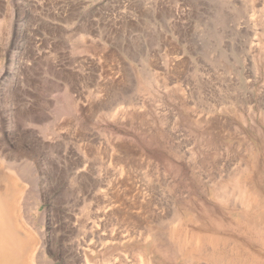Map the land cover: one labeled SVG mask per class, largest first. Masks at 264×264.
Instances as JSON below:
<instances>
[{
	"label": "rangeland",
	"instance_id": "rangeland-1",
	"mask_svg": "<svg viewBox=\"0 0 264 264\" xmlns=\"http://www.w3.org/2000/svg\"><path fill=\"white\" fill-rule=\"evenodd\" d=\"M0 139L24 264L264 260V0H0Z\"/></svg>",
	"mask_w": 264,
	"mask_h": 264
},
{
	"label": "bare ground",
	"instance_id": "bare-ground-1",
	"mask_svg": "<svg viewBox=\"0 0 264 264\" xmlns=\"http://www.w3.org/2000/svg\"><path fill=\"white\" fill-rule=\"evenodd\" d=\"M0 141H1V139H0ZM3 153H5V151ZM1 159H4V155H1ZM19 160L20 159L18 158V161ZM9 161L10 160H8V162ZM14 161H12V162H14ZM16 162H14L13 164H15ZM19 163L18 164L16 163L17 166L12 164V166L21 167L20 169H18V168H15L16 170L14 169L17 172L16 177L19 180H21L22 182H26L27 179L30 180L31 178L26 179V175H27L28 171L25 170L26 168H22V166L24 165L23 163H22L23 165L20 163L21 166L19 165ZM9 164H11V163L9 162ZM9 164L7 166H9ZM23 167H25V166H23ZM10 169H12V168H10ZM28 175H30V174L28 173ZM28 180H27V182L29 183L30 181H28ZM29 184L31 185L32 182H30ZM238 188H239V186H238ZM13 192L11 193L8 200L3 199L2 196L0 195V264H24V261L26 259L25 254H27V251H28V248L26 249L28 242L25 240V238L23 236L22 237L24 239H22L20 241V239H21L20 233L21 232H20L18 224H17L18 219L16 217V212H15V210L17 209L15 201H16L18 195L15 192L14 193ZM223 195L226 196V193H224ZM7 196H8V194H7ZM22 200L24 201L23 198H22ZM24 203H25V201H24ZM31 227H32V224H31ZM234 240H236V239H234ZM234 240H232V241H234ZM156 241L159 243L158 246L161 247L158 239ZM237 242H239V241H237ZM249 242H252V241H249ZM217 243H218V245L216 246L217 249H214L211 251L213 253L214 259L218 260L219 263L223 262L225 264H264V260L260 259L255 254L251 253V251H249L248 249H246L247 251H245V253H243L241 251L234 252L233 250H229V248L226 247L227 241L219 240ZM162 245L163 246L161 249H163V247L165 246L164 243H162ZM171 246L172 245H170L169 249H171L173 247V246L172 247ZM166 247H168V246H166ZM174 247L176 248V246H174ZM175 250L177 251V249H175ZM204 250H205V252H208V249H204ZM176 251H174V252H176ZM37 252L35 254L30 255L31 262H33V260L35 258V260L38 261L37 264H43L42 263L43 260L40 259L42 254H40V253H44V252H42V250L40 253H37ZM167 252L171 253V250L167 251ZM166 256H169V255H166ZM167 258H169V257H167Z\"/></svg>",
	"mask_w": 264,
	"mask_h": 264
}]
</instances>
